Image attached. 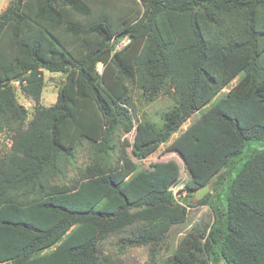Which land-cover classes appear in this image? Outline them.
<instances>
[{
  "label": "trees",
  "instance_id": "trees-1",
  "mask_svg": "<svg viewBox=\"0 0 264 264\" xmlns=\"http://www.w3.org/2000/svg\"><path fill=\"white\" fill-rule=\"evenodd\" d=\"M133 1L143 11L121 22L103 0H11L0 13V135L12 140L0 157V264H120L100 244L132 228L121 241L149 245L156 264L170 229L187 221L172 190L175 160L139 170L126 140L110 164L118 131L135 127L129 83L148 103L167 87L176 101L160 126L137 124L139 160L206 109L169 149L189 171L185 189L212 183L223 203H211L213 224L192 231L164 264H264V148L236 165L264 140V0ZM44 69L65 74L47 107ZM16 82L35 103L28 122ZM83 141L92 163L73 184L49 182Z\"/></svg>",
  "mask_w": 264,
  "mask_h": 264
},
{
  "label": "rangeland",
  "instance_id": "rangeland-1",
  "mask_svg": "<svg viewBox=\"0 0 264 264\" xmlns=\"http://www.w3.org/2000/svg\"><path fill=\"white\" fill-rule=\"evenodd\" d=\"M110 5L111 13L117 19L118 22L125 20L129 17L136 16L143 11L140 3L133 0H103ZM11 0H0V13L7 7ZM103 65L98 64V70L102 71ZM45 77V87L42 94L41 105L50 106L53 105L57 100L58 90L64 82L65 74L62 72H50L46 69L43 70ZM241 75L231 81L214 99V102L221 96L225 95L231 88H233ZM18 102L22 104L28 110V120L31 119L34 112L35 103L27 98L25 94L21 91L19 83L16 82ZM130 87V93L132 97L131 103V114L132 119L135 124L134 129L129 133H124L119 130L116 137V149L110 157V164L115 165L121 155V149L123 147L124 141H128V144L124 146L126 152L128 153L131 160L138 164L139 170L150 169L151 164L158 161H168L175 160L180 166V177L178 181L172 186L175 198L177 202L185 205L188 210L187 221L183 224L174 225L168 232L163 243L158 247V254L155 257L156 264H164L165 261L172 256L181 246L183 239L188 236L192 231L197 232L201 229H205L212 225L215 220V215L211 203L214 206H221L223 203V197L218 198L212 183H210V188L208 193L203 197L205 198L211 193V197L207 203H200L195 197V193H189L185 189V184L190 178L189 171L187 170L184 161L179 153L174 152L169 149L171 142L183 132L192 122L197 120L203 109L199 113H196L190 118L181 129L172 135L169 142L161 144L155 152L149 155L143 160H139L132 154L131 143L134 140L135 131L137 124L142 120H151L156 122L159 126L163 122L162 115L173 108L176 104L174 94L169 89L165 88L158 97L153 101L148 103L144 100L142 96V91L133 83L128 84ZM11 134L7 131L0 135V157L9 151L12 140ZM264 140L255 141L247 145L244 151V156L241 160L237 162V167H240L243 161H245L246 156L252 150L263 149ZM93 151L91 145L87 141H83L78 149L76 150L75 157L72 162L67 164L63 172L50 174L48 181L53 183H70L73 184L78 178L79 174L84 171V169L92 163ZM236 169L233 170L232 174L236 173ZM202 198V199H203ZM222 201V202H221ZM133 229V228H132ZM132 229L124 231L123 233H118L111 235L107 239L103 240L100 244V249L103 253L111 254L120 264H149L151 262V249L149 245L147 246H130L127 247L121 239L127 234H131Z\"/></svg>",
  "mask_w": 264,
  "mask_h": 264
},
{
  "label": "water",
  "instance_id": "water-1",
  "mask_svg": "<svg viewBox=\"0 0 264 264\" xmlns=\"http://www.w3.org/2000/svg\"><path fill=\"white\" fill-rule=\"evenodd\" d=\"M209 188H210V183H208L205 186L197 189L195 191V197H196V199L201 200L208 193Z\"/></svg>",
  "mask_w": 264,
  "mask_h": 264
},
{
  "label": "built area",
  "instance_id": "built-area-1",
  "mask_svg": "<svg viewBox=\"0 0 264 264\" xmlns=\"http://www.w3.org/2000/svg\"><path fill=\"white\" fill-rule=\"evenodd\" d=\"M129 42V37H125L122 39V41L117 45V49L123 47Z\"/></svg>",
  "mask_w": 264,
  "mask_h": 264
}]
</instances>
